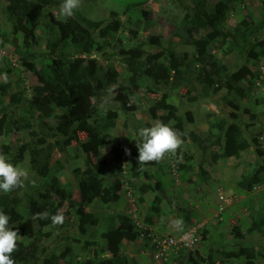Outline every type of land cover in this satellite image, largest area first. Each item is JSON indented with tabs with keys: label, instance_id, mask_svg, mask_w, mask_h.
Instances as JSON below:
<instances>
[{
	"label": "trees",
	"instance_id": "1",
	"mask_svg": "<svg viewBox=\"0 0 264 264\" xmlns=\"http://www.w3.org/2000/svg\"><path fill=\"white\" fill-rule=\"evenodd\" d=\"M181 1L175 0V3L182 7ZM189 1L191 6H183L184 9L181 10L184 14L180 23L181 31L186 27L191 34L195 35L191 41L194 50L191 56L186 53L177 56L173 49L161 48L162 41L159 36H151L148 42H141V45L136 48L125 49L124 44L117 38L124 23L117 18L116 12L109 13L107 22L94 21L82 15L72 17L62 15L60 20L53 19L51 22L49 14L45 27V32L48 34L45 47L43 50H32L31 46L37 45L34 27L39 23L42 11L58 7L63 1L5 0L6 13L12 28L8 36L2 31L0 23V46L3 47L6 44L12 46L15 56L19 58L20 69L32 74L36 78V83L27 87L29 92L27 104L22 103L24 98L21 93L12 92L8 84L0 83V95L8 96L7 103L1 107L0 111L2 114L0 131L4 135L28 131L30 137L21 144L1 143L0 150L14 165L23 162L27 155L30 169L40 177V187L44 190L38 191L36 195L23 192V188L8 194L0 191V211L11 217L9 227L17 231L21 237L17 242L19 250L13 253L15 264H123L121 251L123 243L135 242L139 236V233L135 231L134 222L125 213L114 225L101 231L96 238L94 233L89 235L86 229L88 226L91 228L97 226L99 220L88 209L95 203L107 206L117 204L120 199L124 201L120 193L125 185L131 188L133 197L138 196L135 200L137 207L145 202L144 196L147 193L154 190H156L154 193H157L158 189H161V182L155 180L152 175L142 172L144 168L138 163L139 153L135 140L128 147L133 155L130 160V165L134 166L133 170L128 168V175L112 174L114 179L108 185L102 181V174L105 173L108 163L103 157H99V150L108 146L113 161L117 163L122 161L120 140L109 133L115 127L117 113L106 110L91 121V115L85 113V107L88 99L97 100L101 97L107 85L117 77V74L111 65L103 75H98L96 70L91 71L86 58L82 57L85 50H96L106 55V43L117 39L120 43L118 54L129 74L127 77L129 87L143 86L146 85L145 82H148L149 85L151 83L160 89L161 87L176 88L183 84L185 66L199 64L202 69L199 72L196 70L195 82L205 97L217 91L219 87H223L240 100L248 99L251 94H254L252 90L256 89L254 85L257 81L262 89L259 93L264 90V79L259 78L257 69L254 72L247 65H242L237 70L229 71L217 58L220 52L215 50L212 53L210 49L212 44L219 41L218 48L223 54L230 55L237 52L242 57L251 55L257 60H264V38L260 37L259 40L253 41V37L264 30V5L259 20L254 22L251 20V13L248 12L244 16L241 11L239 12L245 4L244 0H215L211 3L209 0ZM140 13L143 15L146 11L142 10ZM230 15H241L243 19L232 28H228L226 26ZM126 22L131 26L130 17ZM28 24L32 26L29 27ZM128 30L136 34L131 28ZM204 30L208 31L207 34L197 37V34ZM147 45L158 47L160 50L158 53L147 52L144 49ZM38 61H41L39 66ZM5 66L8 67V64L4 62L0 72ZM217 70L218 79L216 78ZM243 82L249 83L250 86L244 89L240 85ZM222 83H224L223 86H221ZM148 89L152 88L148 86ZM260 96L255 98L260 99ZM167 97V93L162 94L160 100L153 106L156 111L164 112L158 121L168 125L174 120L171 127L183 133L182 139L185 141L186 136H190L191 140L206 152L212 146L211 142L214 139L218 150L214 153L208 150L213 162L220 159L239 158L242 152L251 147V142L261 155V151L255 144L257 140L250 141L244 137L243 125L235 119V114H231L233 116L229 122L221 120L213 126L216 128L215 131L213 130L214 137L213 132H209L204 140L192 132L186 134L187 120L178 115L176 105L166 102ZM194 100L195 98H191L189 101ZM229 105L234 110L240 108L236 103L229 102ZM51 120L53 122H50ZM34 124L38 133L31 130ZM83 131L86 132V138L80 140L79 134ZM51 133L61 138L57 142L65 138L72 140L77 150L88 157L89 162L91 157H96L95 163L93 162L91 167L82 171L78 178L76 199L73 197L75 195L73 190L60 180L62 163L55 160L54 164H50L51 144L47 140L51 137ZM191 154L184 153L188 159L187 164L178 162V169L188 172L191 161L194 160ZM128 157L126 155L125 159ZM172 161L178 160L172 159ZM73 172L75 174L80 170L77 168ZM263 182L264 161L252 173L244 174L237 183V187L241 194H248L255 186ZM160 201L161 198L157 195L147 206L143 217L145 225L152 224V218L161 214ZM64 203L66 207L62 210ZM262 205H264L263 200ZM58 210L66 217L63 225L52 226L50 220L42 221L33 218L35 213L45 211L51 217ZM137 211L140 215L139 210ZM176 211L184 214L180 217L185 226L192 225L190 211L184 208H178ZM173 212L170 211V213ZM256 216L247 232L256 231L263 235V206L257 211ZM69 228L75 232H70ZM58 231H64L62 234L65 233V235L61 234L58 237L57 234V243L67 244L60 252L50 251L44 240L55 238ZM231 233L239 241L245 237L239 226H233ZM206 234V230L202 231L201 241L207 240ZM217 253L224 257L223 262L237 264H255L257 257L253 246H240L238 249L227 252L209 248L204 255L195 250L175 257L170 263L163 264H216L215 254ZM130 264L139 263L136 259H131Z\"/></svg>",
	"mask_w": 264,
	"mask_h": 264
},
{
	"label": "rangeland",
	"instance_id": "2",
	"mask_svg": "<svg viewBox=\"0 0 264 264\" xmlns=\"http://www.w3.org/2000/svg\"><path fill=\"white\" fill-rule=\"evenodd\" d=\"M214 1L209 0L210 3ZM243 2L245 4L241 7L242 9H239V12L241 11L244 16L248 12L251 13V20L257 22L260 18L264 0H244ZM60 5L42 11V15L39 17V23L34 27L37 45H32L30 49H44L45 40L48 36L47 32H45V27L49 20L48 16L50 14L51 22L53 19L60 20L62 18ZM181 5L182 7L175 3V0H82L79 9L75 10L74 16L82 15L94 21L103 20V22H107L109 13L116 12L117 18L124 23L122 29L117 34V38L124 44L125 49L136 48L141 45V42H148V38L151 36H159L162 41L161 48H171L177 56L184 55L185 53L191 56L194 50L191 41L195 35L191 34L186 27L181 31L182 24L180 23L184 14L181 11L184 9L183 6H191V3L189 0H182ZM6 9L7 4L5 0H1V28L9 36L11 34L12 23L8 20ZM142 10L146 11L143 15L140 13ZM128 17L131 19V26L126 22ZM242 19L243 17L241 15H230L226 27L232 28ZM28 26L31 27L32 25L28 24ZM129 28L136 34L130 32L128 30ZM207 32V30L201 31L197 34V37L204 36ZM260 37L264 38V30L255 35L253 41L259 40ZM106 44V55L96 50H85V54L82 56L86 58L87 63L91 67V71L96 70L98 75L106 73L109 65L114 68L117 74V77L107 85L101 97L97 100L88 99L86 101L87 106L85 107V113L91 115V121L96 119L98 114H103L106 110L117 113L115 127L109 133L112 137H117L120 140L119 147L122 161L121 163L113 161L114 159L110 148L108 146L102 147L99 150V157H103L108 163L105 173L102 174V181L108 185L114 179L112 174L128 175L127 169L133 170L134 166L130 165V160L133 158V155H127L129 157L125 159V149H128L132 141L135 140L138 142V130L140 128L153 126L159 120L160 116L164 114V112L156 111L153 108L154 104L160 100L162 94L167 93L168 97L166 102L176 105L178 115L187 120L185 125L186 134L192 132L202 138V140L205 139L209 132L216 130L213 126L219 121L226 120L229 122L232 120L233 115L231 116V114H235V119L243 125L244 137L250 141L252 139L257 140L255 144L261 151V155L256 151L254 143L251 142V147L242 152L239 158L220 159L213 162L211 160L212 155H210V152L208 153V150H211L213 153L218 150V146L214 144L213 139L215 132L212 134L213 137L211 136L213 139L211 142L212 146L207 152L199 147L197 143H194L190 136H186L184 144L176 155H168L160 163L141 165L144 168L142 172L152 175L155 180L162 184L161 189H158L159 193H154L156 191L154 190L144 196L145 202L138 206V210L140 212V218L143 219L147 206L151 204L155 196L159 195L161 198L159 203L161 214L152 218L153 222L158 226L169 231H176L178 228L174 226V222L182 218L180 215H184L182 212L180 214L179 211H176L178 208H184L191 212L192 224L206 223V227L204 228L207 230V240L200 243L198 248L202 255L209 248L227 252L232 249H238L240 246H253L257 253L254 261L255 264H264V234L261 235L256 231L252 233L247 232L252 220L257 217V211L260 210L261 206L264 207L262 205V200L264 203V190L241 194L239 187H237V183L244 174L248 175L252 173L264 161V149L262 147L260 148L258 144V139L261 144L264 142V90L259 93L262 90L259 81L255 82L254 86L256 89L252 90L254 94H251L248 99L240 100L235 94L230 93L223 87H219L217 91L205 97L199 85L195 82L196 70L199 72L202 68L199 64H190L191 66L188 65L184 68L183 84L179 87L162 88L159 86L161 87L160 89L154 87L151 83L149 85L148 82H145L146 85L143 86L129 87L127 82L129 74L126 71L125 63L118 54L120 49L119 41L113 39ZM219 45V41L212 44L210 47L211 52L213 53L215 50L220 52L217 58L229 71H234L242 65H247L254 72L257 69L259 78L264 79V60H257L252 58L251 55L242 57L237 52L226 55L221 53L222 51L218 48ZM144 49L150 53H158L160 50V48L150 45L144 46ZM2 54H5V57L0 58V68H2L4 62L8 64V67H3L0 72V83L8 84L12 92L21 93L22 98H24L22 103L27 104V98L29 96L27 87L33 86L36 83V78L32 74L23 72L18 64L17 66L11 65L7 60L8 58L6 56L12 55L16 63H19V58L15 56L12 46L8 44L3 47L0 46V56ZM40 64L41 61H38L37 65L39 66ZM216 78L218 79V70ZM223 85L224 83L221 86ZM240 85L244 89L248 85L250 86L247 82H243ZM148 86L153 90L148 89ZM10 89L9 93L11 92ZM259 95H261L260 97L262 99L255 98V96ZM191 98H195V100L189 101ZM7 101L8 96L2 97L0 95V111L1 107ZM229 102L236 103L240 108L234 110L229 105ZM1 115L0 112V117ZM50 122H53V120ZM173 124L174 120L168 126L171 127ZM31 130L38 133L35 124ZM51 134V137L47 140L51 144L50 164H54L55 160H59L62 163L63 170L59 173L60 180L73 190L75 194L73 197L76 199L78 178L82 171L91 167L93 162L95 163L96 157H91V162H89L88 157L80 150H77L78 148L72 140L70 141L68 138H65L57 142L61 138L53 135V133ZM29 138L28 131L12 133L10 135H4L0 131V144H21ZM79 138L80 140H84L86 138V132L83 131L80 133ZM184 153H192L191 155L194 156V160L191 161L187 173L176 167L178 173L175 177L171 172L166 171V168H168L166 166L174 163L170 159H177L180 164H187L188 159ZM9 159L7 158V162L11 163ZM14 166L29 171V179L25 181L23 192L36 195L38 191H44L40 187V177L30 169L27 155L23 162L15 164ZM77 168L80 172L74 174L73 171ZM175 179H177L180 187L174 186ZM33 180L35 181V186L31 183ZM219 187H222L227 195H236L239 199L235 204L221 213L222 220H214L212 219V212L214 206L216 207L217 205L216 190ZM125 188L127 190L123 188V191L120 193L125 203L122 199L115 205L101 206L95 203L88 209L99 220L98 225L94 228L87 227L86 230L89 235L94 233V237L98 238L99 233L114 225L119 220V217L125 213L128 215V210L132 208L131 203L133 201L135 202L138 196H131V188H128L127 185H125ZM207 196H210L211 200L206 199L203 201V197ZM65 207L66 203L63 204L62 210H65ZM168 210L169 212L167 213ZM170 211L174 212L170 213ZM233 226H239L241 232L244 233L245 237L242 241L236 240L233 237L231 233ZM69 231L72 233L75 232V230H71L70 228ZM63 232L58 231L55 234V238L44 240L45 245L50 251L60 252L67 244L65 242L57 243V234L60 237ZM62 235H65V233ZM135 246L138 245H134L131 242L123 243L121 249L123 264H130L131 259H136L139 264H150L136 254ZM215 259L217 261L216 264H237L223 262L224 257L218 253L215 254Z\"/></svg>",
	"mask_w": 264,
	"mask_h": 264
},
{
	"label": "clouds",
	"instance_id": "3",
	"mask_svg": "<svg viewBox=\"0 0 264 264\" xmlns=\"http://www.w3.org/2000/svg\"><path fill=\"white\" fill-rule=\"evenodd\" d=\"M81 2L82 0H63L62 4L60 5L61 14L65 17L74 16L75 10L79 9ZM2 57H5V54H2L0 56V58ZM6 57L8 58V61L11 63V65L17 66V64H19V63H16L12 55L6 56ZM112 91H115V90H112ZM138 137H139V140L138 142H136V147L139 153L138 163L142 165H147L153 162L160 163L164 160L166 156L176 155L178 150L181 149L182 145L184 144V140L182 139L183 133L180 132L179 129H174L172 127H169L167 124L163 123L162 121H157L151 127L140 128L138 130ZM258 144L260 145V148H261L262 144L259 141V139H258ZM125 153L126 155H131V152L129 149H125ZM171 160L172 159H170V161ZM178 162L179 161H176L172 165L168 164L166 166L168 167L166 168V171L171 172V174L175 177L178 173L176 169ZM28 179H29V171L27 169L14 166L13 164L7 162V158L5 154L3 153L2 150H0V191H2L5 194H8V193L13 192L16 189L23 188L25 186V181H27ZM31 183L33 186H35L34 180L31 181ZM174 186L180 187V184L178 183L177 179H175L174 181ZM124 189L127 190L125 186H124ZM257 190L258 191L264 190V182L253 188V191H257ZM130 193H131V190H130ZM221 193L228 197H233V196L235 197V199L232 200V203L228 205L222 212H224L230 206L235 204L239 199L236 195H227L225 190L222 187H219L216 190L217 205L216 207L214 206V210L212 212L213 213L212 219L214 220H222L221 219L222 212H219L218 210V204H219L218 197ZM206 199L211 200V197L210 196L203 197V201H205ZM131 204H132V208L128 210V215L130 216L131 220H132L133 214H135L139 222L143 226L152 228L154 233H166L169 235H177L189 228H197L199 241L192 250H189L187 252H184V251L180 252L176 256H170L168 260L165 262H157V261H153L151 258L153 247H152L150 239L146 236L141 237L140 236L141 230H138L135 227V231L139 233V236L137 238V241L131 242V243L134 245H138V246H135L136 254L144 258L147 261V263H150V264L170 263L175 257L180 256L184 253L194 252L195 250H198L200 252L198 248H199L200 243L203 242L201 241L202 240L201 234H202V231L206 230L204 228L206 227L205 222H201L200 224H192L190 226H185L184 225L185 223H183V220L181 218L174 222V226L177 227L178 229L176 231H169L155 224L153 220H152L153 222L152 224L145 225L143 222V219H141L140 215L138 214V211H137L138 207L135 205V202L133 201ZM133 209H135L134 213L131 212ZM33 218L37 220H42V221L50 220L52 226L63 225L66 219L65 215L59 210L57 211L55 215H52L51 217H49L48 213L45 211V212L35 213ZM10 220H11V217L9 215L5 214V212L3 211H0V264H15V260L13 259V253L19 250L17 242L18 240L21 239V237L18 235L17 231H14L9 227Z\"/></svg>",
	"mask_w": 264,
	"mask_h": 264
},
{
	"label": "built area",
	"instance_id": "4",
	"mask_svg": "<svg viewBox=\"0 0 264 264\" xmlns=\"http://www.w3.org/2000/svg\"><path fill=\"white\" fill-rule=\"evenodd\" d=\"M262 148L264 149V142H262ZM218 199V210L219 212H222L228 205L232 203V200H234L235 197H228L221 193ZM131 212L134 213L135 209H133ZM132 220L135 224V227L138 230H141L140 236H146L150 239L153 247L151 253V258L153 261L165 262L170 256H176L180 252L192 250L199 241L197 228H189L177 235H169L166 233H154L152 228L143 226L135 214H133Z\"/></svg>",
	"mask_w": 264,
	"mask_h": 264
}]
</instances>
